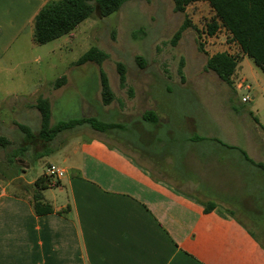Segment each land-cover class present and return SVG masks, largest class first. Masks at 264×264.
<instances>
[{
	"label": "crops",
	"instance_id": "crops-1",
	"mask_svg": "<svg viewBox=\"0 0 264 264\" xmlns=\"http://www.w3.org/2000/svg\"><path fill=\"white\" fill-rule=\"evenodd\" d=\"M49 1L0 0V65L23 34L34 37L35 18ZM218 32L224 37L221 52L237 58L228 104L220 116L214 111L205 131L185 123L175 153L179 167L147 152L157 138L141 127L137 141L108 139L88 125L72 136L75 128L59 134L64 138L55 163L64 175L40 193L52 213H34L31 185L38 177L24 179L27 162H20L21 172L6 166L7 175H0V264H264V73L224 28L210 38H221ZM67 85L66 78L58 89ZM41 87L37 79L23 93H6L10 101L3 107L18 117L0 130L35 122L33 132L39 131L34 104L44 98ZM236 90L246 94L232 104ZM118 108L122 119L155 121L147 116L151 109L139 116L121 103ZM46 146L36 138L22 142L20 151L42 154ZM52 188L57 193L49 199L45 194Z\"/></svg>",
	"mask_w": 264,
	"mask_h": 264
},
{
	"label": "rangeland",
	"instance_id": "rangeland-1",
	"mask_svg": "<svg viewBox=\"0 0 264 264\" xmlns=\"http://www.w3.org/2000/svg\"><path fill=\"white\" fill-rule=\"evenodd\" d=\"M185 18L191 27L172 44L173 35ZM211 18L209 7L202 2L189 5L184 13H175L171 0H128L116 13L104 18L94 13L70 34L45 45H37L30 34H23L1 61L0 124L6 126L18 117L3 107L10 101L6 93L17 89L23 93L26 84L34 85L39 79L41 94L53 105V124L92 117L108 125L102 134L106 138L134 141L143 135L141 127L157 138L147 152L156 160L163 158L178 168L175 153L180 152L179 142L187 133L185 123L192 122L197 133L203 126L205 131L207 126H212L215 112L222 111L228 104L226 92L230 91L229 87L217 75L204 70L207 57L223 51L225 46L221 32H218L221 38L214 39L206 34V24ZM197 43L203 46V52L198 51ZM91 47L102 50L107 55L106 60L100 65L75 66L78 58ZM135 56L144 60L142 68L137 65ZM118 63L126 71L124 87L119 84ZM100 70L105 73L114 94L109 105L101 101ZM61 76L67 78L68 85L54 89L53 83ZM50 83L52 86L48 87ZM259 84L264 89V83L259 81ZM244 94L245 91L236 90L232 104H237L235 101H240ZM119 103L128 111L140 113L139 116L151 109L149 112L158 127H152L155 121L149 120L152 118L149 114L144 120L141 116L122 119L115 110ZM244 105L249 107L251 104ZM218 114L220 116L221 112ZM28 125L32 131H37L35 122ZM83 128L87 126H76L69 134L75 135ZM0 136H9L11 141L5 149L0 148V175H7L4 169L8 166L13 168L8 162L10 157L16 172L25 167L20 162H27L30 168L23 176L26 181L36 179L50 165L56 166L60 150L56 148L64 138L63 135L56 136L47 144L44 153L33 155L20 151L21 143L26 142L20 130L1 129ZM169 137L172 141H168ZM141 146L147 145L141 143ZM12 152H18L17 158L11 157ZM46 176L53 183L57 181L54 176ZM17 193L25 194L22 190ZM56 193L57 188H52L45 196L50 199Z\"/></svg>",
	"mask_w": 264,
	"mask_h": 264
},
{
	"label": "trees",
	"instance_id": "trees-1",
	"mask_svg": "<svg viewBox=\"0 0 264 264\" xmlns=\"http://www.w3.org/2000/svg\"><path fill=\"white\" fill-rule=\"evenodd\" d=\"M128 0H51L47 2L38 12L35 18V33L33 40L37 45L48 44L60 37H63L75 30L83 21L96 13L100 18L116 13L120 7ZM142 1V0H140ZM175 13H184L186 7L197 2H206L214 12V16L206 24V34L211 37L219 28H224L230 35V41L238 45L243 55L252 60L253 64L264 73V0H171ZM191 27L190 21L185 18L178 30L173 35L172 44L181 37L182 33ZM199 52H203V46L197 43ZM107 55L96 47L89 48L75 62V66H82L87 63L100 65L106 60ZM137 65L142 68L144 60L140 56H135ZM237 67V58L226 52H218L208 56L204 70L217 75L226 85L231 87V77ZM119 84L125 86V68L122 64H117ZM100 92L101 101L104 105H109L114 100L108 79L105 73L100 70ZM66 82V77L61 76L53 83V88H60ZM35 109L40 115V128L34 133L30 128L18 125L19 130L25 135L28 143H33L35 139L48 144L59 134L71 130L79 125H88L91 129L104 132L107 130L106 124L98 122L92 117L80 120L50 124V104L46 98L39 97L35 104ZM152 115L151 113H147ZM10 145V141L0 136V148L5 149ZM18 152H12L11 157L17 158ZM15 168L14 161L8 158ZM262 167V166H260ZM57 182H51L46 175L38 177L31 188L35 191L33 196V210L36 215L52 213L49 205L41 203V191L57 186ZM210 207L206 210L208 211Z\"/></svg>",
	"mask_w": 264,
	"mask_h": 264
},
{
	"label": "built area",
	"instance_id": "built-area-1",
	"mask_svg": "<svg viewBox=\"0 0 264 264\" xmlns=\"http://www.w3.org/2000/svg\"><path fill=\"white\" fill-rule=\"evenodd\" d=\"M246 100V98L242 99L243 102ZM46 175L54 176L56 179H59L64 175V171L57 166L50 165L46 168Z\"/></svg>",
	"mask_w": 264,
	"mask_h": 264
}]
</instances>
